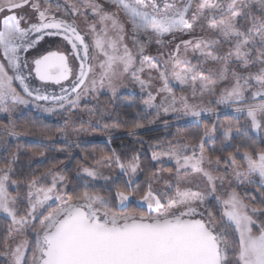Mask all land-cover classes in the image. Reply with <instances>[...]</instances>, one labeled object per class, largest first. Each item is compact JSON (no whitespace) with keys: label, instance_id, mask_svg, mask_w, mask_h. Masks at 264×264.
Returning <instances> with one entry per match:
<instances>
[{"label":"snow or ice","instance_id":"1","mask_svg":"<svg viewBox=\"0 0 264 264\" xmlns=\"http://www.w3.org/2000/svg\"><path fill=\"white\" fill-rule=\"evenodd\" d=\"M122 92L176 131L32 167L127 124ZM0 114V264H264V0H0Z\"/></svg>","mask_w":264,"mask_h":264},{"label":"trees","instance_id":"2","mask_svg":"<svg viewBox=\"0 0 264 264\" xmlns=\"http://www.w3.org/2000/svg\"><path fill=\"white\" fill-rule=\"evenodd\" d=\"M120 97H128L129 96L127 94H121L119 96ZM109 99L108 96L102 95L99 98V103L100 105H102L103 107H106L109 111L107 113H105V116L111 115L113 117V119H104L107 120L109 122V124L113 123L114 119L118 116L119 119L121 121H127V124H122L120 128L113 130L112 132H126L127 130L132 126L133 123L136 122H140V123H144L145 124V128H147L148 126H157L159 124H163V123H158L155 125H148L146 121H142L139 120L137 118V114L136 111L131 109V108H125L123 105L119 104V102L117 100H114L116 102H112L111 100H107ZM92 105H81V109H85L86 107H91ZM86 116V114H85ZM31 118V119H30ZM24 120H30V128L31 131L34 133V136L32 137H28V139H38L41 138L42 136H47L51 138L52 141V147L53 148H61V147H65V144H63V142L58 140V136H57V128L60 126V122L62 121V118L57 117L55 118V120H59V123H57L54 120H48L42 116H39L37 114V112H35L33 109L29 110V109H25L24 110ZM225 119H231V117H224L221 116V120H225ZM207 122V121H206ZM176 131V124L175 122H173V127L172 128H167L165 133H163V135H148L146 136V134L144 133H140L138 134L136 137H129V136H125V140H123L120 143H115L112 145L106 144V142L101 141V140H91V143H84L81 145L80 148L78 149H72V159L69 160L67 158V154L66 153H61V152H56V151H51L49 153V157L48 158H33L32 161V167H39L41 170L45 167H48L50 164L52 163H56V162H63L65 165H67V168L69 170H71L74 173L75 170V165L76 163L79 161L80 159V155L82 154H87L90 152H94L97 155L99 154H106L109 152L110 148H116L117 150H120L119 146L124 144V145H128L129 147H134L136 149H139L143 146V148L147 149V144L154 142L156 139H163L166 137V133L167 132H175ZM139 141H143V145H141V143ZM28 148H31L33 150H35L36 145L34 144H29ZM42 150L47 151V149H43V146H41ZM12 150H15V146L14 144L12 145ZM26 151V149L24 150ZM147 155H150V153L147 151L145 152V157H147ZM54 156L56 159L52 160L50 157ZM21 161L22 163H27L28 162V156L27 155H22L21 156ZM141 179H143V177H141Z\"/></svg>","mask_w":264,"mask_h":264},{"label":"rangeland","instance_id":"3","mask_svg":"<svg viewBox=\"0 0 264 264\" xmlns=\"http://www.w3.org/2000/svg\"><path fill=\"white\" fill-rule=\"evenodd\" d=\"M121 94H127V92H122ZM105 96L109 97V99H107V100H111L112 102H116L113 99H111L109 95H105ZM127 99H129V98L128 97L127 98L126 97H124V98L120 97V98L115 99V100H117L119 102V104L123 105L122 102L127 100ZM37 114L39 116H42V117L48 119V120H54L56 122L60 120V119L55 120V118H57V116H49L47 114H42V113H37ZM88 115L89 114H87V113H86V116L84 115V120L85 121L87 120ZM2 117H3V114H0V118H2ZM61 123L62 122H60V124ZM104 123H109V122L107 120H102L101 124H104ZM85 126H87V125H85ZM166 129L167 128L164 126V124H159L157 126H148L147 128H143V129L138 130L137 135L140 134V133H144V134H146V136H148V135L154 136L156 134L163 135V133H165ZM109 135L116 137L115 139H113L111 141L110 144L107 142V137ZM125 136H127L126 132H122L121 133V132L116 131V132L105 133L102 130V128H94V129H90L89 133L85 135V139L86 140H101V141L106 142V144L112 145V144H115V143H120L123 140H125ZM58 140L63 142V144H65L64 141L62 140V138H58ZM147 147H148V144H147ZM148 152L150 153V150Z\"/></svg>","mask_w":264,"mask_h":264}]
</instances>
